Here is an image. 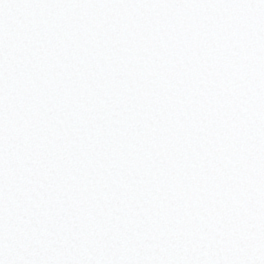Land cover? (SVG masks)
<instances>
[{"label": "snow or ice", "instance_id": "obj_1", "mask_svg": "<svg viewBox=\"0 0 264 264\" xmlns=\"http://www.w3.org/2000/svg\"><path fill=\"white\" fill-rule=\"evenodd\" d=\"M0 264H264V0H0Z\"/></svg>", "mask_w": 264, "mask_h": 264}]
</instances>
